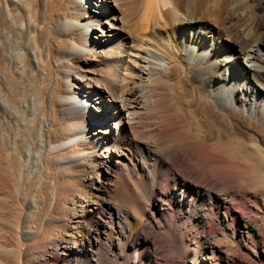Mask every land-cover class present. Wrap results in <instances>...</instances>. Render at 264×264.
<instances>
[{
    "label": "bare ground",
    "instance_id": "bare-ground-1",
    "mask_svg": "<svg viewBox=\"0 0 264 264\" xmlns=\"http://www.w3.org/2000/svg\"><path fill=\"white\" fill-rule=\"evenodd\" d=\"M0 16L5 24L14 19L21 32V167L17 170L19 158L8 154L1 138L0 264H21L41 243L55 242L47 241L53 237L49 232L55 215L74 216L77 208L89 205L91 199L83 201L75 187L80 182L65 178V170L103 150L106 160H116L117 176L129 174L132 192L142 198L150 190L155 215L175 227L167 234L177 250L182 249L177 239L190 227L195 235L199 229L219 226L209 238L200 235L196 241V264H237L242 258L239 248L259 245L264 234V176L262 189L251 192L246 206L249 200L234 187L211 183L201 188L177 180L179 145L158 150L149 180L136 177L131 149L132 142L142 138L154 145L180 135L181 143L190 146L192 168L217 165L231 172L257 165L264 172V0H0ZM15 69L10 68L11 73ZM151 83L163 84L169 92L146 104ZM106 122H114L117 133L109 131ZM45 148L53 157L48 158ZM48 164L54 169L52 178ZM37 171L47 178L42 180L47 190H38L40 199L32 197L30 207L37 208V201L44 207L36 215L37 227L21 229L18 217L23 218L29 200L23 184ZM41 179L35 180L37 186ZM106 179L105 190L90 188L101 192L102 200L110 192ZM117 182L113 187L120 195L115 198L140 206V196L136 201L130 186L122 190ZM236 204L240 210L231 222ZM84 210L90 211L84 215L86 227L107 230L94 209ZM115 217L118 223L124 221L120 211ZM69 243L66 236H58L44 264L57 263ZM148 243L149 237L138 239L139 245Z\"/></svg>",
    "mask_w": 264,
    "mask_h": 264
},
{
    "label": "rangeland",
    "instance_id": "rangeland-1",
    "mask_svg": "<svg viewBox=\"0 0 264 264\" xmlns=\"http://www.w3.org/2000/svg\"><path fill=\"white\" fill-rule=\"evenodd\" d=\"M1 17L2 16H0V18ZM2 20L3 19L1 18L0 19V25H1L0 26L1 28L0 29V32H1L0 40L2 39L1 45L3 46L4 44V46L2 47L0 45V48L2 47L0 49V55H1L0 56V59H1L0 60V125H2L0 126L1 127L0 128L1 129L0 139L2 138L3 142H5L6 144V148L8 147L7 148L8 154L10 156L15 155L17 156V158H19L18 159L19 162L17 161V164L18 163L19 164L16 167H17V170L19 168V171H20V167H21V79L20 78L21 77L19 76H21V55H18L17 53L19 52V54H21L20 53L21 52L20 51L21 50V46H20L21 45V32L16 30V27H15L16 21L14 19H13L14 21L12 20L13 22L12 21L10 22L7 19L6 24H8L9 27L6 26L5 20L3 21ZM9 24L10 25L12 24V26H10ZM7 27L10 29V31ZM3 29H5L7 33ZM11 31L14 33L13 35ZM3 34L5 35L3 36ZM10 36L12 38H10ZM15 37L18 38V39H15L16 41L14 40ZM19 38H20V42H19ZM14 42H16L17 44ZM13 46L15 47V49H12L14 48ZM19 46L20 48H18ZM17 50L19 51L17 52ZM8 52H9V55L12 54L10 55V57L8 55ZM17 60H18L17 63H13V62H16ZM1 61H3L4 63L3 62L1 63ZM15 64H17L18 66ZM14 66L17 69H15ZM4 67L6 68V70L4 69ZM10 68L12 70L15 69V71L11 73L12 70H10ZM8 70L10 71L11 75L9 74ZM17 72H19L20 75H18L19 73ZM2 74H5V77ZM15 78L16 80L19 79L18 81L20 82V84H18L19 82L17 83V81H15ZM151 85L147 92L148 97H145L146 99H143L144 103L146 104L149 103L150 101L152 103L156 97L157 98L161 96L163 97L169 92V90H167L166 86L164 87L163 84L156 83L157 85L156 86L155 84L151 83ZM159 88L161 89V91ZM150 90H151V93L149 92ZM31 91L32 93L35 94V89ZM152 94L153 96H151ZM139 95H142V93L139 92ZM149 95L151 96V98ZM147 99L149 100L147 101ZM146 104H144L143 108L146 106L147 108L149 107ZM103 125L108 126L109 131H111L112 129L115 133H117L118 131L117 126L116 124H114V122H110V123L106 122ZM145 131L146 130H143V129L141 130L142 133H144ZM174 131L175 130H173L172 133ZM175 136L177 135H174L173 137L169 136L168 138L163 139L158 144L154 143V145L153 144L151 145V143L147 139L145 140L143 138L140 139L141 141L138 140V141L132 142L133 148L131 149V157H132L131 162H132L133 168L135 169L136 175H138L136 177L140 179H144V178L148 179V175L151 176V173L153 174L155 170L154 168L156 164L155 158L158 156L157 154H159L158 150L164 147L172 146V145H179L180 150H179L178 157H177L179 166L177 167V170L175 173L176 174L178 173V176L180 177L176 178L175 176L177 180L182 179L183 181H186V182H193L197 184L198 186H200L201 188L206 187L207 184H211V183H215L218 185V187L225 188V189L227 188L231 189L234 187V189L236 188L240 190L239 191L240 196L244 194V196H246V200L247 199L249 200L245 202L247 203L246 206H249L251 204L250 203V201L252 200L250 198L251 192H253L254 190L260 191L262 189L260 188L262 187L260 185V181L263 179L264 172L262 169H260V166L257 167L256 165V167H250V168L238 167V169L237 167H235L236 169L234 168V171L231 170V172L229 169L225 170L224 168L219 167L217 165L201 164L197 166V168H192L190 166V163H189L190 160L187 154L188 151H190V146H187L181 143L182 136L180 135H178L177 137ZM148 142L150 144H148ZM46 148L49 149L48 146H46ZM46 148L44 151L48 155V158L50 156L53 157V155L49 153L48 149ZM91 159L89 160V159H86V157H84L82 158V161H81V163L83 162V164H81L79 167H71L70 169L65 170V178L69 179L70 181H73V183L75 182L74 178H76V180L80 182V184L75 185V187L79 186L77 187V191L81 194V198H83V201L86 198L91 199V200H90L89 205L88 203L87 205L84 203L85 205L83 206V209L77 208L76 215L74 216H70L69 214L64 215V216L55 215L56 217L53 219L51 223V229L49 232L52 234L51 237L52 236L53 237L51 239H47L49 237V234H48L46 238L47 241L50 240V241L56 242L57 237L63 235V236H66L68 240H70L72 243L67 244L68 246L69 245L70 246L67 248V251L65 253L60 254V260L57 261V263L49 262L47 264H196L197 254L193 250V248H195L196 241L200 239L199 238L200 235H202L201 236L202 240L205 238H209V232L216 230L219 226L212 225L210 228L199 229V231L198 230L196 231L195 235H191V233L195 231V228L190 227L189 229H187L188 231L187 233H185L184 238L177 239L176 242H178V245L182 243L181 244L182 249L177 250L174 247V242L171 236L168 235L169 234L168 229L169 230L172 228L174 229L175 227L172 226V224L168 223L167 221L163 223V221H161L155 215V211H154L155 205L149 199L150 190H148V192L145 193V196L143 195L142 198L139 195L140 198L142 199V201L140 200L141 201L140 206H136L134 204L125 205L120 200L119 201L117 200L119 199L120 194L117 197V194L114 191L113 184H114L115 179H118L119 182H117V184L118 186L120 185L119 188L120 189L122 188L123 190L126 186V189H127L130 186L129 184L131 183L128 177L129 174H126V177L124 176L125 178L122 177L123 179L120 178L119 175L117 176L118 168L116 167V164H115L116 160L114 161L106 160V152L104 150L103 152H101L100 155L98 154L93 155ZM47 167H49L47 168L49 170V171L47 170L48 178H52V175L54 173L53 166L48 164ZM17 173H18L17 181L19 179L17 183H20V184H17V183L16 184H17V187L21 190V178H20L21 172L17 171ZM38 174L39 173L37 171L29 175V177L25 178L26 179L24 181L25 184H23L25 186L23 188L25 191H27V196H29L28 198L29 200L26 202L25 208H23L24 209L23 218L21 219V217H18V221L20 223L18 224L21 226V229H25V228L34 229L35 226L37 227L38 226V221H37L38 216L36 215H39L42 212V209L44 207L43 203L39 201L36 202V207L38 206L37 207L38 209L35 207H30V201L32 200L31 198L34 197L36 200L38 198L40 199L39 196L41 193L39 192L42 190V194H44V191L46 193V190H47L45 187V180L47 178L44 177L43 175L40 176V174L39 175ZM38 177H40V179L42 178L41 179L42 183L39 186L36 185V181L40 180ZM173 177H171V179H173ZM106 178H110V182H111L110 185L112 187L111 186H108V188L106 187V189H108V191L110 192H108V195L104 197L105 200L104 199L102 200L101 199L102 195L99 194L101 192L97 191L96 189H90V188L93 186L94 187L98 186L99 188L105 190L104 188L105 185H103V181L107 180ZM43 179H45L44 182L42 181ZM42 184H44L43 187H42ZM85 184H87V186H90L89 189L85 188ZM129 190L132 192L133 189L131 186L129 187ZM132 194L134 196H138V194H136V192L134 191L132 192ZM139 196L137 197L136 201L138 200ZM96 199H99V200H96ZM93 200L98 201V203L97 204L92 203L91 201ZM88 206H90V208L94 209V211L98 213L96 214V216L98 217L97 219L99 220L100 225L107 227L106 231H102L103 229L102 228L99 229L98 226L92 225V227H90V225H88V227H86L84 225L85 223L84 215L86 213H90V211L84 210ZM38 210L40 211L38 212ZM239 210H240V207L238 204H236L233 207V214L230 220L231 222H235L236 217L234 215H236L239 212ZM119 211L122 212V216H123L122 219H124V221L121 220V222L118 223L116 222L115 213ZM30 213L32 214V216ZM26 222L28 223L25 224ZM165 223L167 224V226ZM181 226H182L181 224H178L176 228L178 227L177 229H180ZM142 227H144L145 229ZM107 232L108 234H110L111 237L107 236L108 235ZM78 233L80 235H78ZM137 235L140 238L137 237ZM145 237L146 238L149 237L150 245H145V244L139 245L138 239H144ZM178 240L179 241L181 240V243ZM53 243L51 244L41 243V245L35 250V252H33L31 255L28 254L23 258L25 262L22 260L21 264L23 263L24 264L25 263L26 264H44L45 259L48 258L49 252L52 251L51 245H53ZM258 243L259 245L256 246L255 248H252L248 245L245 247L243 246V248H239L242 254L241 255L242 258L240 261H237V264H264V234H262L259 237ZM168 246L170 249H168ZM166 247L168 251L166 250ZM251 248L254 251L251 250Z\"/></svg>",
    "mask_w": 264,
    "mask_h": 264
}]
</instances>
